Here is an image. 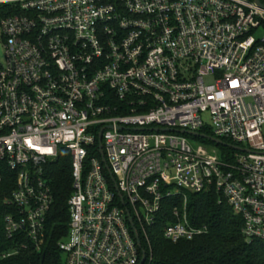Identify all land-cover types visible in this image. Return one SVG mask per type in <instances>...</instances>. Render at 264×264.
Segmentation results:
<instances>
[{
  "label": "built area",
  "instance_id": "obj_1",
  "mask_svg": "<svg viewBox=\"0 0 264 264\" xmlns=\"http://www.w3.org/2000/svg\"><path fill=\"white\" fill-rule=\"evenodd\" d=\"M0 4L18 10L0 20V180L15 174L7 238L41 250L54 202L47 171L63 152L72 177L65 264H139L125 209L150 248L149 229L179 196L163 237L206 234L189 220L186 193H215L246 241L264 242L263 10L251 0ZM155 129H208L242 151L223 157L189 141L200 138Z\"/></svg>",
  "mask_w": 264,
  "mask_h": 264
},
{
  "label": "trees",
  "instance_id": "obj_2",
  "mask_svg": "<svg viewBox=\"0 0 264 264\" xmlns=\"http://www.w3.org/2000/svg\"><path fill=\"white\" fill-rule=\"evenodd\" d=\"M15 13L18 10L14 5L0 4V20ZM201 132L209 137L212 135L206 129ZM200 141L216 147L223 157L231 152L230 148L215 145L208 140ZM222 141L225 144L232 143L227 139ZM47 173L54 202L47 215L43 246L37 251L22 235L14 238H7L5 235L3 219L12 210L6 201L15 188V174L3 172L0 180V264H65L59 243L68 233L67 201L72 193L71 164L67 155L60 152L59 158L49 166ZM186 198L190 222L196 227H207L206 234L177 243L163 237L164 218H171L173 206H182L181 196L172 198L167 202L165 217L160 218L148 231L150 248L141 240L146 254L144 264H264V242L246 241L241 232V218L233 214L223 199L219 202V197L210 191L186 193ZM21 243L26 244L25 249L19 247Z\"/></svg>",
  "mask_w": 264,
  "mask_h": 264
},
{
  "label": "water",
  "instance_id": "obj_3",
  "mask_svg": "<svg viewBox=\"0 0 264 264\" xmlns=\"http://www.w3.org/2000/svg\"><path fill=\"white\" fill-rule=\"evenodd\" d=\"M259 9L263 10L264 11V5L260 2V0H251ZM140 131H142L143 129H139ZM155 131H161V132H169V133H178L180 135H184V136H190V137H194V138H200V139H204V140H208L212 143H214L215 145H219V146H223V147H227V148H230V149H233V150H237V151H242L240 148L238 147H234L230 144H225L223 143V141L221 140H217L215 138H212V137H209V136H206V135H203V134H199V133H195V132H190V131H186V130H180V131H177V130H172V129H155ZM100 137L99 136V141H100ZM104 162V160H103ZM107 168V167H106ZM125 213L127 215V219H128V222L130 224V227L134 233V237H135V240H136V243H137V246L139 247V249L141 250V260L139 262V264H144L145 261H146V254L144 252V250L142 249V244H141V241H140V238L138 236V233L136 232V229H135V226L133 224V221H132V218L130 217V214L128 212L127 209H125Z\"/></svg>",
  "mask_w": 264,
  "mask_h": 264
},
{
  "label": "rangeland",
  "instance_id": "obj_4",
  "mask_svg": "<svg viewBox=\"0 0 264 264\" xmlns=\"http://www.w3.org/2000/svg\"><path fill=\"white\" fill-rule=\"evenodd\" d=\"M264 35V30L263 29H259L256 32V37H262ZM5 63V56H4V39L0 33V66L4 65ZM203 119L206 123H208V116L204 115ZM208 130V129H206ZM209 131V130H208ZM263 135H264V127H263ZM189 141L193 144V145H197V144H201V141L199 139H189Z\"/></svg>",
  "mask_w": 264,
  "mask_h": 264
}]
</instances>
